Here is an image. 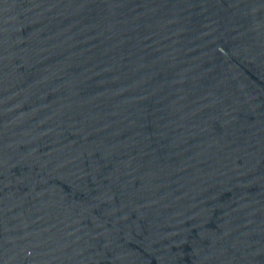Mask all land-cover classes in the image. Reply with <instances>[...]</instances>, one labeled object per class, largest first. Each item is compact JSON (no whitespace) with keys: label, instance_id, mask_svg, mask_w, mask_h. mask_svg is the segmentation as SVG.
I'll list each match as a JSON object with an SVG mask.
<instances>
[{"label":"water","instance_id":"1","mask_svg":"<svg viewBox=\"0 0 264 264\" xmlns=\"http://www.w3.org/2000/svg\"><path fill=\"white\" fill-rule=\"evenodd\" d=\"M0 264H264V0H0Z\"/></svg>","mask_w":264,"mask_h":264}]
</instances>
